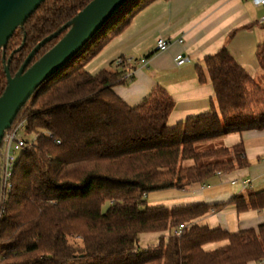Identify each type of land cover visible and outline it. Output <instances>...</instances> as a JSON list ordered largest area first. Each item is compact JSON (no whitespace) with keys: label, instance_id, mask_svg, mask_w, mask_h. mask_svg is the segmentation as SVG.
I'll return each instance as SVG.
<instances>
[{"label":"trees","instance_id":"1","mask_svg":"<svg viewBox=\"0 0 264 264\" xmlns=\"http://www.w3.org/2000/svg\"><path fill=\"white\" fill-rule=\"evenodd\" d=\"M93 0H45L0 50V97L5 68L15 76L44 39L60 31ZM160 0H131L84 51L44 83L15 119L25 120L28 146L15 167L13 189L1 207L0 264H260L264 222L232 233L199 221L232 205L238 214L264 211V190L227 204L150 207L148 197L186 192L217 175L250 166L243 142L231 134L264 130V87L228 49L197 66L215 101L209 113L174 127L175 101L160 86L135 107L114 88L123 71L96 75L86 67L133 19ZM166 2L172 0H163ZM61 31L35 55L39 61L67 34ZM256 59L264 72V42ZM184 226L182 235H177ZM169 233L166 238L165 234ZM143 234H162L139 248ZM213 247H215L213 249Z\"/></svg>","mask_w":264,"mask_h":264},{"label":"crops","instance_id":"2","mask_svg":"<svg viewBox=\"0 0 264 264\" xmlns=\"http://www.w3.org/2000/svg\"><path fill=\"white\" fill-rule=\"evenodd\" d=\"M263 15L264 8L258 9L244 0H160L137 15L129 28L89 63L86 70L92 75L105 69L119 71L118 59L139 61L143 57L149 58L148 66L138 69L132 81L113 90L125 103L135 107L156 86L162 87L175 101L169 117V126L174 127L211 111L215 90L208 78L207 83L200 82L197 66L205 69L204 59L221 49H228L249 75L264 87V72L256 59L257 48L264 42V25L259 23ZM160 39L172 42L167 52H155ZM180 39H183V44L178 43ZM180 55L189 57L191 62L177 66L176 58ZM241 142L245 144L250 161L248 168L217 175L186 192L170 190L152 194L148 197L149 206L220 205L229 203L240 194L263 191L264 130L231 134L222 140L226 147ZM244 181L250 184L246 189L241 186ZM199 222L213 229L237 233L257 229L264 222V211L238 214L232 205H228ZM162 236L141 235V249L158 246ZM168 236L166 233L165 237Z\"/></svg>","mask_w":264,"mask_h":264},{"label":"water","instance_id":"3","mask_svg":"<svg viewBox=\"0 0 264 264\" xmlns=\"http://www.w3.org/2000/svg\"><path fill=\"white\" fill-rule=\"evenodd\" d=\"M45 0H0V50H4L16 31ZM131 0H93L60 31L40 42L15 76L5 68L7 86L0 97V147L7 130L36 91L75 60L87 45ZM65 37L31 67L33 58L61 31Z\"/></svg>","mask_w":264,"mask_h":264},{"label":"built area","instance_id":"4","mask_svg":"<svg viewBox=\"0 0 264 264\" xmlns=\"http://www.w3.org/2000/svg\"><path fill=\"white\" fill-rule=\"evenodd\" d=\"M250 2L253 6L258 9L264 8V0H244ZM260 25H264V15L259 19ZM179 44H183V39L178 41ZM172 46V42L166 39H160L155 47L156 53L167 52ZM149 58L143 57L139 61L127 60V59H118L116 65L121 69L123 77L127 82L133 80V77L138 69H143L148 66ZM191 59L187 56L180 55L176 58L177 66H183L187 63H190ZM27 123L25 120H18L13 122L9 130L6 131L1 147H0V210L3 204L7 201L13 189V177L16 167V162L24 150L28 146L27 139L23 138L26 135ZM23 135V136H22ZM235 185L236 182H233ZM247 181L241 182L243 189L249 187ZM1 219V211H0ZM184 226H181L177 235H182ZM260 264H264L262 261Z\"/></svg>","mask_w":264,"mask_h":264},{"label":"rangeland","instance_id":"5","mask_svg":"<svg viewBox=\"0 0 264 264\" xmlns=\"http://www.w3.org/2000/svg\"><path fill=\"white\" fill-rule=\"evenodd\" d=\"M255 11V10H254ZM23 136V135H22ZM23 138H25V139H27V140H29V139H31L30 137H27V136H24ZM148 201H149V199H148ZM141 239V236L139 237V240ZM138 246H140L139 248H141V243L139 242V245Z\"/></svg>","mask_w":264,"mask_h":264}]
</instances>
